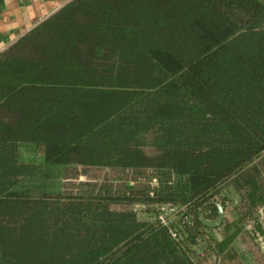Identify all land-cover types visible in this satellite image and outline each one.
<instances>
[{
  "label": "trees",
  "instance_id": "16d2710c",
  "mask_svg": "<svg viewBox=\"0 0 264 264\" xmlns=\"http://www.w3.org/2000/svg\"><path fill=\"white\" fill-rule=\"evenodd\" d=\"M262 212L264 0H70L0 52V264H264Z\"/></svg>",
  "mask_w": 264,
  "mask_h": 264
},
{
  "label": "rangeland",
  "instance_id": "374dc122",
  "mask_svg": "<svg viewBox=\"0 0 264 264\" xmlns=\"http://www.w3.org/2000/svg\"><path fill=\"white\" fill-rule=\"evenodd\" d=\"M144 150L146 152H151L152 149L150 146L146 144L144 146ZM123 177L124 174H122ZM121 175V176H122ZM117 177H120L114 170L106 169V168H83L82 166H71L68 167L64 170L63 176L61 179L60 183V189L63 192H70L73 189V184L77 183L80 180H100L102 178H106L113 182L112 184L114 185H120V182L117 180ZM126 180V179H124ZM127 181V180H126ZM152 185H156V181L152 180L151 181ZM230 198V204L228 205L229 211L227 212V217L231 219L234 215V208L240 203V197L239 195L232 191L229 195ZM163 205H158L154 203H149V204H121V203H115L111 205V208L116 209V210H132L136 213L137 217L142 220H153L155 218L156 213H160L161 207ZM164 207V206H163ZM168 213L167 211H164ZM262 218H259L260 221L263 223L264 222V212H262ZM264 227V224H263ZM217 238L220 237V234L217 233L215 234ZM258 242L260 243V248L263 249L264 252V235H260V237L257 239ZM247 242H250L248 240L242 241L236 240L234 242V246L238 253L242 256L243 260L245 261L246 264H256L254 257H258L259 260L261 261V252L260 250H256L255 253H253Z\"/></svg>",
  "mask_w": 264,
  "mask_h": 264
},
{
  "label": "crops",
  "instance_id": "0c3cea01",
  "mask_svg": "<svg viewBox=\"0 0 264 264\" xmlns=\"http://www.w3.org/2000/svg\"><path fill=\"white\" fill-rule=\"evenodd\" d=\"M70 0H0V52Z\"/></svg>",
  "mask_w": 264,
  "mask_h": 264
},
{
  "label": "water",
  "instance_id": "95a60500",
  "mask_svg": "<svg viewBox=\"0 0 264 264\" xmlns=\"http://www.w3.org/2000/svg\"><path fill=\"white\" fill-rule=\"evenodd\" d=\"M215 204L217 206L218 212H217V216L214 219H212V220L205 219L203 217L202 213L199 212L200 221L202 222L203 225H205L207 227H217L218 225L221 224V222L224 218V209H223L222 205L219 203H215Z\"/></svg>",
  "mask_w": 264,
  "mask_h": 264
},
{
  "label": "built area",
  "instance_id": "2783aa9c",
  "mask_svg": "<svg viewBox=\"0 0 264 264\" xmlns=\"http://www.w3.org/2000/svg\"><path fill=\"white\" fill-rule=\"evenodd\" d=\"M167 211L168 213L164 212ZM174 208L171 207H167V206H162L161 207V211H159L160 213H158V219L163 223L166 224L167 223V215H169V213L173 212ZM172 236H175V233H172Z\"/></svg>",
  "mask_w": 264,
  "mask_h": 264
}]
</instances>
